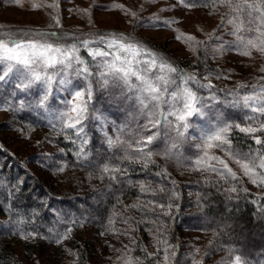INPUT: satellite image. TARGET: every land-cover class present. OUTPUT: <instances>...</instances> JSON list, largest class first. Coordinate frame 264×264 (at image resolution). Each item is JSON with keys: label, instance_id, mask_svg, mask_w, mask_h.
Returning a JSON list of instances; mask_svg holds the SVG:
<instances>
[{"label": "snow or ice", "instance_id": "6c2138e0", "mask_svg": "<svg viewBox=\"0 0 264 264\" xmlns=\"http://www.w3.org/2000/svg\"><path fill=\"white\" fill-rule=\"evenodd\" d=\"M179 3L195 7L197 0H179ZM199 3L213 9L220 6L228 8L229 12L217 27L231 26L227 34L235 39L222 41L215 33L209 41H195L188 37L197 48L206 54L210 49L213 57L222 55L226 50H236L244 56L252 55L250 49L264 53V0H199ZM171 22L163 21L165 25ZM53 37L56 39L52 40ZM68 39H71L70 43ZM212 39L219 42L216 47L211 46ZM82 52L86 55H81ZM260 71H264V67ZM7 81H18L15 88L20 92L36 91L34 101L26 103L21 100L19 107L42 109L48 115L50 124L54 119L60 126L61 134L78 144L76 155L81 162L91 163L88 160L90 153L85 148L89 143L87 122H99L97 126L103 135V144L112 153L114 163L98 166L97 172L91 174L96 179L118 183V178L128 176L129 169H134L135 165L147 171L150 164H155L152 159L155 154L187 162L192 170L210 171L225 181H239L225 159L213 154V150L219 149L250 178L257 168L260 169L262 178L259 181L252 178L251 182L264 187V140L260 135H254L264 133V84L250 86L251 92L246 90L249 86L240 85L227 91L226 95L231 99H221L207 76L197 78L195 73H187L174 66L166 57L159 56L143 44L128 42L123 34L94 33L89 38H82L57 32L19 30L8 36L0 33V82ZM97 94H107L113 101L124 102L130 108L127 119L118 124L104 118L93 105ZM53 97L60 107L51 106ZM227 108L250 112L251 115H245L248 126L242 127L227 119L224 111ZM109 124L111 135L107 131ZM235 130L250 136L259 147L249 146L248 152L234 149L230 136ZM157 142H162L164 147L154 153L152 146ZM186 145L197 150L194 158L184 156L182 149ZM117 152L122 155L117 156ZM208 161H216L221 167ZM125 164L128 167H124ZM57 171L63 172L64 168ZM155 175L166 177L167 173L165 170ZM127 182L133 183L131 180ZM137 183L142 193L148 190L143 181ZM237 190L236 186L229 189L231 192ZM240 190L246 191L243 188ZM158 191L169 194L170 199L176 195L165 188ZM156 207L164 209L165 205ZM172 207L168 203L163 215H170ZM55 242L60 243V239ZM161 251L165 253L163 259L167 264L170 259L168 248L146 253V258L156 257ZM231 251L228 257L221 259L220 264H246L241 256L232 257ZM124 264L140 262L128 257ZM153 264L159 262L154 260ZM194 264H202V261H194Z\"/></svg>", "mask_w": 264, "mask_h": 264}, {"label": "rangeland", "instance_id": "374dc122", "mask_svg": "<svg viewBox=\"0 0 264 264\" xmlns=\"http://www.w3.org/2000/svg\"><path fill=\"white\" fill-rule=\"evenodd\" d=\"M117 5L121 7H117ZM228 12L229 9L223 6L215 9L207 6L186 7L182 6L179 0H18V2L17 0H0V33L8 36L18 30L42 32V30L56 29L68 32L69 37L80 36L82 38H89V35L94 33L123 34L128 42L143 44L159 56L166 57L171 63L185 67L184 71L196 72L197 78L202 79L207 76L221 99H231L232 97L226 95L229 90L245 85L249 86L246 90L251 92L250 86L259 87L264 84V71H260L264 67V53L250 49L252 55L244 56L236 50H226L222 55L213 57L210 54V49L206 54L187 39L192 37L195 41H209L215 33L221 37L222 41L234 40V36L227 34L231 26L219 29L217 27ZM227 18L231 19L232 17L228 16ZM163 21L172 22L170 25H165ZM177 36L181 38L176 39ZM67 42L70 43V39ZM218 43L214 39L210 41L212 47H216ZM227 47L225 45L226 49ZM84 55L86 54L84 53ZM201 65L202 67L199 69ZM217 76L220 78L217 79ZM15 83L18 81L0 82V128L3 129L0 131V139L5 149L19 164V169L24 168L42 180L54 178L53 183L56 181L60 185L63 183L66 186L69 176H76V172L68 170L66 154L58 144L59 136H61L60 126L54 119L50 124L48 115L42 109L28 107L21 109L20 101L24 100L26 103L34 101L37 93L35 90H31L29 93L20 92L15 88ZM221 89L224 91H220ZM204 94L207 95L206 92ZM57 95L61 94L57 93ZM61 98H63L62 95ZM93 105L104 118L110 121L114 120L118 124L127 119V112L130 111L124 102L113 101L107 94H97ZM51 106L53 108L60 107L55 97L51 99ZM224 111L230 121L239 123L242 127L248 126V123L245 122V115H251L250 112L246 113L244 110L231 108L224 109ZM98 123V121L89 120L86 131L89 128H94V132L98 135L96 140L103 142L104 138L97 126ZM107 131L110 135L112 134L110 124ZM239 135L243 137L244 145L239 144L243 143L238 139ZM254 135H260L264 140V133ZM230 138L234 149L242 152H248L249 146L259 147L255 145V141L250 136L239 133L238 130H235ZM76 145L78 146V144ZM152 147L155 153V151L162 150L164 145L162 142H157ZM182 151L184 156L194 158L197 150L186 145ZM213 154L225 159L229 167L236 172L239 182L243 183L247 190L264 195V187H261L259 183L251 182L252 178H256L258 181L262 178L260 169L257 168L253 177L250 178L244 175L243 169L225 152L216 149L213 150ZM152 159L162 168L163 172L166 170L167 176H156L155 173L142 171L140 167V173L144 176L143 179H139V182L143 181L146 189L148 187L152 190L164 188L163 183L168 177L173 186L181 184L187 196L195 199L199 195L192 187L195 184L194 180L197 182L207 179L222 180L215 173L192 170L189 163L178 162L174 158L170 159L154 154ZM207 163L221 167L216 161ZM61 167L64 168V171H57ZM12 168L14 174L20 173L17 168ZM176 198V195L171 199L167 195L161 203L144 200L145 203H148L145 204L147 207H154L162 214L160 218L157 216L158 218L147 219L144 232L139 229V223L131 226L125 222L115 223L114 221L109 225L108 232L89 226L75 227L73 233L83 235L90 240L94 248L91 255L87 257L86 264H124L128 257H132L142 264V260L139 258L140 252L156 253L158 248H168L170 259L167 264H194V261H202V264H220L221 259L228 257L230 253L225 248L219 249L213 245V235L210 231L202 230L198 227L199 225L197 227L189 225L188 221L182 218L178 220L175 233L172 236L167 234L164 228L163 211L167 210L168 203L174 206ZM141 201L140 198L137 199V202L141 203ZM159 204L165 205V208L156 207ZM223 206L225 210L229 208L227 203ZM123 207L129 208V204L124 203ZM130 213L137 218L138 215L135 211L130 210ZM68 215L71 216V213L68 212ZM190 222L199 224L201 218L193 219ZM15 224L17 225L14 220L0 218V245L4 238H7L5 233L10 227L16 226ZM25 237L19 235L18 241L14 238L11 243L20 253L21 260H18V263L52 264L55 250L48 249L51 245L45 247L42 254L35 251L31 257H24L25 241L31 243L34 241L32 235L28 239ZM162 241L167 243H161ZM240 249L241 246H239ZM164 254L161 251L158 256L150 257H153L159 264H164ZM237 255L242 257L241 254L231 251L232 257ZM242 260L246 264H264L261 263L263 257L260 258L259 263H251L243 257Z\"/></svg>", "mask_w": 264, "mask_h": 264}, {"label": "trees", "instance_id": "16d2710c", "mask_svg": "<svg viewBox=\"0 0 264 264\" xmlns=\"http://www.w3.org/2000/svg\"><path fill=\"white\" fill-rule=\"evenodd\" d=\"M196 6L204 5L197 0ZM42 32H57L61 35L67 34L69 37L68 32L56 29ZM81 55H84V52ZM177 67L186 69L181 65ZM201 67L202 65L199 69ZM1 130L3 129L0 128ZM86 132L89 143L85 148L90 153L88 160L91 163L81 162L76 155L78 146L66 139L63 134L59 136L58 144L66 154L68 170L76 172V176H69L66 186L56 181L53 183L54 178L42 180L24 168L19 169V164L5 149L0 139V218L11 219L17 223L16 226L10 227L8 232H4L7 238H4L0 245V264H20L18 263V260H21L20 253L16 246L11 244L14 238L18 241L19 235L34 236L32 243L29 241L24 243V257H31L35 251L42 254V250L51 245L48 249L55 250L52 264H86V259L94 248L90 240L73 233L75 227L89 226L108 232L110 220L124 223L127 219L131 226L139 223V229L144 232L147 219L160 218L162 215L155 210L156 208L147 207L145 204L148 203L144 200L161 203L169 194L149 189L150 187L142 193L137 183L144 176L140 173V165H135L134 169L130 168L129 175L119 177L118 183L96 179L91 175L97 172L98 166L114 161L111 160L112 153L107 150L106 145L96 140L98 135L94 128H89ZM238 139L242 142L244 140L240 135ZM116 155L122 154L117 152ZM123 166L128 167L126 164ZM12 167L17 168L20 173L14 174ZM160 168L157 164H150L147 171L163 173ZM128 180L133 183L129 184ZM194 182L192 187L199 195L195 199L187 196L181 184L173 186L170 178L167 177L163 183L165 189L175 192L177 196L176 206L174 204L172 207L171 214L163 216L167 234L172 236L178 227V220L183 218L189 225L194 227L199 225L202 230L210 231L213 235V245L219 249L225 248L227 251L231 249L233 253L241 254L251 263H259L263 257L261 263H264V195L247 190L239 181L207 179ZM233 186L237 187V192L229 191ZM241 188L246 191L240 190ZM139 198L142 200L141 203L137 202ZM124 203H128L129 208L123 207ZM225 203L229 206L227 210L223 206ZM121 209L123 210L119 212ZM130 210L135 211L137 218ZM199 218H201L199 224L190 222ZM57 238L60 239V243L55 242ZM146 253L140 252L141 263L153 264L154 258L150 256L146 258Z\"/></svg>", "mask_w": 264, "mask_h": 264}]
</instances>
